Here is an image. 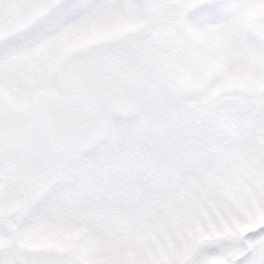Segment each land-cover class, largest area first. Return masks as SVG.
Returning a JSON list of instances; mask_svg holds the SVG:
<instances>
[{"label":"snow or ice","instance_id":"snow-or-ice-1","mask_svg":"<svg viewBox=\"0 0 264 264\" xmlns=\"http://www.w3.org/2000/svg\"><path fill=\"white\" fill-rule=\"evenodd\" d=\"M0 264H264V0H0Z\"/></svg>","mask_w":264,"mask_h":264}]
</instances>
